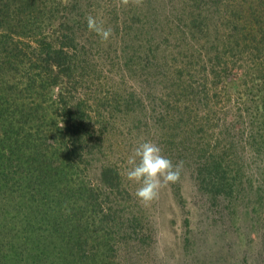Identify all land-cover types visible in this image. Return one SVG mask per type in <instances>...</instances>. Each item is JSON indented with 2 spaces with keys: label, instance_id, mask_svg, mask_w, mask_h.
<instances>
[{
  "label": "rangeland",
  "instance_id": "rangeland-1",
  "mask_svg": "<svg viewBox=\"0 0 264 264\" xmlns=\"http://www.w3.org/2000/svg\"><path fill=\"white\" fill-rule=\"evenodd\" d=\"M219 1L224 10L229 7L228 0L70 3L79 4L74 13L80 17L77 35L66 41L77 46L68 49L76 54L79 71L86 69L74 83L75 94L86 99L90 109L101 108L96 116L102 121L95 122L100 117L92 110L95 127L87 134L81 158L75 159L82 164L62 180L63 196L50 197L63 199L61 205L49 201L41 208L48 210L47 219V213L63 218L64 234L59 236L67 239L79 223L76 237H95L93 246L86 244L90 251L81 255L80 264H264V90H258L264 89V48L257 52L259 40L252 36L256 32L228 36L231 26L223 22L225 16L218 17ZM200 11L208 18L204 23L208 28L197 35L187 33L192 13ZM32 13L36 24L37 19L52 16L36 8ZM89 14L113 29L110 41L102 42L88 30ZM71 23L62 24L61 31L66 33ZM238 25L244 23L240 20ZM224 35L228 40L222 39ZM253 81L255 89L250 90ZM255 91L263 94L260 100L250 95ZM168 94L186 100L184 113ZM192 97L190 104L187 99ZM181 116H189L194 124L182 127ZM142 139L158 143L174 164L183 161L180 179L162 186L148 203L136 197L139 185L126 177L128 158ZM219 144L230 163L226 175L234 176L236 168L239 177L241 173L233 195L216 194L201 182L212 156H218ZM108 166L120 170L121 188L134 199L115 195L116 202L112 197L114 192L102 179ZM82 183L85 191L80 194ZM91 192L104 204L116 202L106 208L114 216L111 221L103 223L100 213L92 212L94 205L86 196ZM74 200L82 205L80 215ZM8 208L14 210L11 204ZM43 213L37 212L39 217Z\"/></svg>",
  "mask_w": 264,
  "mask_h": 264
},
{
  "label": "trees",
  "instance_id": "trees-1",
  "mask_svg": "<svg viewBox=\"0 0 264 264\" xmlns=\"http://www.w3.org/2000/svg\"><path fill=\"white\" fill-rule=\"evenodd\" d=\"M73 1L0 0V264H20L19 261L21 264H80L83 263L81 255L90 251L86 244L92 245L96 241L92 235L76 237L80 232L79 223L74 226L75 232L66 236L67 239L59 236L64 234L61 229L63 218L53 213L51 218L47 213V219L45 212L48 210L41 208L51 201V195L54 199L57 193L58 197L63 196L60 189L62 180L67 174H74L82 164L75 159L81 158L87 146V134L95 127L92 123L95 113L91 111L99 109H90L89 102L75 94V84L86 69L82 66V72L79 71L77 57H73L76 54L68 49L71 46L76 50L77 46L66 41H73L77 35L76 17L80 15L75 16L74 11L79 4L75 2L70 7ZM220 3L218 9L222 8L218 17L223 19L225 16L223 22H229L231 26L228 36L243 31L256 32L252 36L259 40L255 46L259 53L264 48V0H228L226 10L223 5L220 7ZM35 8L42 13H52L53 17L49 15L47 21L37 19L36 24V16L32 15ZM59 13H62V18ZM192 16L187 33L197 35V32L208 28L204 26L208 19L204 11L192 13ZM53 19L60 21L56 23ZM240 20L244 25H238ZM71 21L73 25H69L70 29L63 33L61 25ZM258 33H262L260 38L256 36ZM225 35L222 39L228 40ZM33 42L35 44L30 45ZM150 60L147 58L146 62ZM254 83L250 85V90L255 89ZM263 94L258 95L255 91L250 95L260 100ZM193 98L187 101L191 104ZM174 99L175 106L183 109L184 113L189 104L178 95ZM99 111L95 116L100 114ZM96 118V123L102 121L101 115ZM179 121L184 128L194 124L189 116H181ZM196 121L200 123L201 120L196 118ZM215 148L218 156H212V161L205 168L206 177L201 182L216 194L233 195L241 173L239 177L236 168L233 169L234 176L226 175L230 172V163H226L227 151L220 144ZM209 176L210 180H207ZM102 179L103 184L114 192L112 197L116 202L119 201L115 195L122 199H134L129 191L121 188L123 177L119 169L105 167ZM83 184L80 194L85 191ZM121 190L129 195H122ZM86 196L94 205L92 212L100 213L103 223L114 218L106 208L116 206V202L104 204V201L100 202L99 194L92 192ZM62 201L58 198L51 202L61 205ZM10 204L13 211L8 208ZM73 207L76 215H80L82 205L78 202ZM85 210L87 208L83 212ZM37 212H44L43 216L39 217ZM10 227L13 228L6 234V229ZM7 240L12 245L9 246Z\"/></svg>",
  "mask_w": 264,
  "mask_h": 264
},
{
  "label": "clouds",
  "instance_id": "clouds-1",
  "mask_svg": "<svg viewBox=\"0 0 264 264\" xmlns=\"http://www.w3.org/2000/svg\"><path fill=\"white\" fill-rule=\"evenodd\" d=\"M87 26L102 42L110 41L113 36V29L91 14L87 16ZM128 165L126 177L138 183L135 195L144 203L156 199L162 186L176 183L183 169V161L174 164L162 154L159 144L149 139H142L134 146Z\"/></svg>",
  "mask_w": 264,
  "mask_h": 264
}]
</instances>
